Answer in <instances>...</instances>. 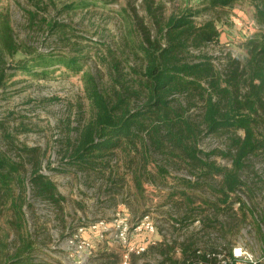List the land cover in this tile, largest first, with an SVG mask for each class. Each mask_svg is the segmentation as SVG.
<instances>
[{
  "label": "rangeland",
  "instance_id": "374dc122",
  "mask_svg": "<svg viewBox=\"0 0 264 264\" xmlns=\"http://www.w3.org/2000/svg\"><path fill=\"white\" fill-rule=\"evenodd\" d=\"M93 1L0 0V15L9 18L15 40L25 46L23 53L5 57L1 67L4 78L0 80V121L6 130L0 128V149L22 164L26 192H20L15 185L11 196L0 201V263L12 259L18 249L25 247L24 255L31 257V264H77L79 250L70 242L71 238L80 227L104 221L108 230L88 231L84 235L91 243V249L86 252L88 264H120L126 250L117 237L120 229L114 227V223H127L129 240L140 244L144 233L139 234L135 228L147 215L156 229V234L150 235L151 241L176 242V258L182 257V243L191 246L192 251L218 254L245 244L262 257L264 154L246 161L240 174L242 186L231 195L228 205L212 190H197L194 207L199 206L203 198L218 204L188 219L189 204L181 203L180 197L171 193L184 188L179 180L196 178L187 167L176 164V159L169 163L167 158L156 154L148 171L153 175L160 173V168L167 169L166 183L149 182L148 176L143 175V191L137 189L133 174L143 163L132 167L130 164V161H144L141 155L120 151L106 160L110 163L102 172L68 164L67 142L75 140L78 129L91 117V106L84 91V73L91 72L101 84H109L114 65L112 51L123 48L126 39L124 14L133 17L135 11L144 14L143 0H105L108 1L106 7L100 4L86 9L77 6ZM158 1L166 4L168 13L201 7V0ZM254 14L253 3L242 1L232 10L204 12L196 21H216L223 45L210 49L214 55L219 56L221 49L236 55L243 53L239 44L258 30ZM53 22L64 26L51 30L49 26ZM37 54L54 60L62 54L81 57L83 71L71 72L58 63L40 66L35 61ZM222 59L217 61L219 65L223 64ZM129 62L126 56L122 63L124 69H128ZM191 115L199 121V111L192 110ZM228 145V136L204 133L198 147L210 153L216 149L224 151ZM26 148H38L37 153L42 154L41 173L57 185L65 198L62 207L34 197L30 181L34 163ZM211 160L219 166H232L230 160L219 155H212ZM222 181V177H217L210 184L218 188ZM238 198L243 201L241 205L236 202ZM176 220L182 226L180 229L173 227L172 222ZM160 260V255L148 253L136 255L131 264H156Z\"/></svg>",
  "mask_w": 264,
  "mask_h": 264
},
{
  "label": "trees",
  "instance_id": "16d2710c",
  "mask_svg": "<svg viewBox=\"0 0 264 264\" xmlns=\"http://www.w3.org/2000/svg\"><path fill=\"white\" fill-rule=\"evenodd\" d=\"M242 1L253 3L257 32L239 44L243 53L235 55L221 49L220 57L214 55L210 49L223 45L221 32L215 20L198 23L197 16L219 9L232 10ZM107 3L94 0L77 6L86 9L100 4L106 7ZM142 9L143 15L137 11L134 17L124 14L126 39L123 48L112 51L114 65L110 83L101 84L91 72L84 73L91 117L78 129L75 140L67 142L66 156L69 165L102 172L110 163L106 160L120 151L141 155L144 161H130L131 167L143 163L142 168L133 171L140 191H143V175L148 176L149 182L166 183L167 169L160 168V173L153 175L148 171L156 154L167 158L169 163L178 160L176 164L187 167L196 178L179 180L184 188L171 193L180 197L181 203L189 204L188 219L218 204L203 198L194 207L197 190H212L228 205L231 195L242 186L240 174L246 161L264 154V0H201L198 9L188 7L173 13H168L162 1L143 0ZM62 26L53 22L49 28ZM24 48L15 40L9 18L0 15L1 81L5 57H15ZM37 55L35 61L40 66L58 63L71 72L83 71L81 57L62 54L54 60L45 54ZM126 56L130 60L127 70L122 66ZM221 59L223 64L219 65L217 61ZM192 110L199 111V121L192 118ZM2 125L0 121V128L6 130ZM204 133L228 136L227 149L201 151L198 145ZM26 149L34 163L30 175L34 197L62 207L65 198L57 185L41 173L42 154L37 153L38 148ZM212 155L230 160L232 166H219L211 160ZM15 161L0 149V201L11 196L16 186L26 193L22 164ZM217 177L223 181L214 188L210 181ZM236 202L241 205L243 201L238 198ZM19 214H22L20 210ZM172 224L180 229L177 220ZM150 238L149 234H142L140 244L146 245L143 254L156 253L162 257L156 264H214L216 261L217 252L192 251L191 246L183 243L182 257L176 258V242L169 243L166 239L152 242ZM24 249H18L12 259L0 264H31V257L24 255Z\"/></svg>",
  "mask_w": 264,
  "mask_h": 264
},
{
  "label": "built area",
  "instance_id": "2783aa9c",
  "mask_svg": "<svg viewBox=\"0 0 264 264\" xmlns=\"http://www.w3.org/2000/svg\"><path fill=\"white\" fill-rule=\"evenodd\" d=\"M114 227L120 229V235L117 237L125 245V254L123 255L122 262L120 264H131V257L133 254L142 255L146 251L145 244H134L132 240H129L130 228L127 223H114ZM108 230V225L101 221L94 223L93 225L82 226L77 230V233L71 238L70 242L79 250V261L77 264H88L89 255L86 254L91 249V243L84 235L88 232H96L98 230ZM139 234L146 233L149 235L156 234L154 223L150 221L149 215H147L139 225L135 228ZM200 253V252H199ZM194 264V263H189ZM202 264V263H198ZM214 264H264V253L262 257L255 255L245 244H238L234 246L229 252L219 253L216 256Z\"/></svg>",
  "mask_w": 264,
  "mask_h": 264
}]
</instances>
